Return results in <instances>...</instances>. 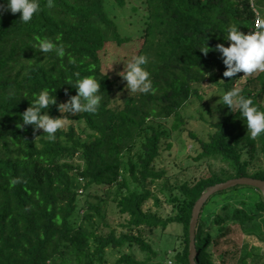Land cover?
<instances>
[{
    "label": "trees",
    "instance_id": "16d2710c",
    "mask_svg": "<svg viewBox=\"0 0 264 264\" xmlns=\"http://www.w3.org/2000/svg\"><path fill=\"white\" fill-rule=\"evenodd\" d=\"M113 1L120 8L137 2L133 10L140 13L144 25L137 54L147 55L156 88L155 93L130 95L126 91L122 105L116 104L115 81L104 69L102 53L110 43L122 45L131 38L120 32L106 0H53L51 8L47 0H40V11L28 23L19 20L20 13L0 12V264H105L108 248L126 245L138 246L147 256L138 259L133 253H124L115 264H160L155 262L152 244L134 231L166 230L173 223L183 225L184 247L176 261L190 264V222L203 192L233 178L264 180V167L251 173L244 158L248 148L241 146V140L246 125L231 140L244 121L238 109L231 112L225 106V119L212 123L214 132L209 140H200L197 159H219L231 170L184 182L177 192L167 194L168 204L177 209L171 215L145 210L151 199L161 206L151 189L166 177L164 170L157 169V160L165 142L167 149L171 147L172 131L185 123L182 110L194 97L202 99L198 85L211 81L228 90L241 80L223 77L225 65L220 54L210 51L205 55L198 47L207 38L210 47L217 43L227 46L230 42L222 35L229 24L252 32L258 13L264 23L262 0ZM37 37L62 44L65 55L43 54L34 47ZM76 73L101 82L102 101L97 112L62 114L56 105H50L51 115H67L71 121L57 131L55 140L46 139L42 130L34 131L31 125L17 127L20 113L43 88L52 90L57 103L75 95L76 88L68 83H74ZM250 81L242 95L264 108V72L256 84ZM172 117L173 129L160 123ZM75 122L85 124V139L79 136ZM258 137L264 154V133ZM246 139L255 142L250 136ZM139 144V151L131 156ZM77 157L82 165L75 161ZM242 191L258 197L254 210L244 199L238 202L242 207L227 202L221 211L206 216L214 198ZM111 202L128 216L125 227L129 231L120 236L101 233L109 225ZM263 218L264 195L255 187L239 185L213 195L196 229L197 264H223L213 250L229 234V222L263 233Z\"/></svg>",
    "mask_w": 264,
    "mask_h": 264
},
{
    "label": "rangeland",
    "instance_id": "374dc122",
    "mask_svg": "<svg viewBox=\"0 0 264 264\" xmlns=\"http://www.w3.org/2000/svg\"><path fill=\"white\" fill-rule=\"evenodd\" d=\"M136 3L131 2L125 8H120L113 0H106L107 10L117 21L120 32L123 36L131 38L122 45L110 43L102 53L104 69L112 75L115 81L114 98L117 105L124 103L125 92L128 91L125 88L126 82L122 80L119 72L123 70L124 60L136 55L141 44L139 35L142 34L141 31L144 25L139 16L140 13L133 10V6L138 7ZM260 5L263 7L262 11L264 12V0H262ZM262 72L264 71L257 70L241 78L236 86L241 89V94L244 86L251 82L250 80L253 81L252 84L257 83L256 78ZM198 88L202 99L194 97L182 110L181 114L185 123L179 130L172 131V136L169 140L171 147L167 149V142H165L161 156L157 160V169L164 170L166 177L155 183L151 189L159 197L161 206L157 207L155 200L151 199L145 206L146 211L160 213L163 216L171 215V213L177 212V209L173 210L172 206L168 204L167 194L177 192V187L184 182L193 183L198 179L210 177L213 174L224 175L231 170L228 164L219 159H197L201 152L200 140H209L211 133L214 132L212 123L223 121L227 115V108L224 105H214L219 100V96L216 93L222 90L217 84L206 81L198 85ZM70 122L67 120L65 128L69 126ZM160 123L169 129H173L175 117L160 120ZM75 125L79 136L85 139L88 133L85 124L75 122ZM241 127H245V123L235 128L231 140L238 135ZM248 136L247 129H245L241 146L248 148L244 150V158L250 163V172L254 173L264 167V154L259 137L255 138L254 143H250L246 139ZM139 148L140 144L134 149L131 156L134 157ZM75 161L82 165L79 157ZM162 188L163 191H161ZM255 198L258 197L250 191L218 196L211 201L205 213L221 211L227 202H231L237 207H242L243 205L238 202L244 199L250 202L248 208L254 210L255 205L253 203L256 200ZM206 216L210 217L209 214ZM127 219L128 216L120 213L116 202H111L107 219L109 225L102 228L101 233L109 235L111 232H115L117 236H120L128 232V228L125 227ZM261 221H263L262 227L264 231V218ZM228 225L229 234L222 238L218 247L213 250L215 258L223 264H264V232H249L245 228H241L238 223L233 224V222H229ZM182 232L183 225L179 223L169 225L166 230L160 228L150 231L141 228L134 231L135 234L143 236L152 244L156 252L155 262L160 264H179L176 261V255L184 247ZM124 253H133L138 259H144L147 256L136 245H126L120 249L111 247L106 251L105 264H115L116 260Z\"/></svg>",
    "mask_w": 264,
    "mask_h": 264
},
{
    "label": "clouds",
    "instance_id": "9594fccd",
    "mask_svg": "<svg viewBox=\"0 0 264 264\" xmlns=\"http://www.w3.org/2000/svg\"><path fill=\"white\" fill-rule=\"evenodd\" d=\"M47 6L51 8L53 0H47ZM3 11H10L12 14L20 13L19 20L28 23L33 19L34 14L40 11V0H3V3H0V12ZM224 33L222 35L224 40L230 42L227 46L225 43H217L214 48L210 47L207 38L206 43L198 47L205 55L210 51L220 54L225 65L223 77L242 78L257 70L264 71V23L258 24L255 26V31L248 33L241 31L236 24H229L224 28ZM37 41L34 47H38L43 54L55 52L59 57L65 55L62 44H56L48 37H37ZM147 65L148 57L143 53L124 60V67L119 75L123 81H126L125 88L130 95L155 93L156 88L153 86ZM238 73L243 75L237 76ZM76 76L78 78L74 83H68L76 88V94L70 95L67 101L57 103L56 95H53L52 90L48 88L35 93V98L30 99L29 107L20 113L17 127L24 128L31 125L34 131L42 130L43 134H46V139L55 140V134L65 127L68 117L67 115H51L48 111L50 105H56L62 114L97 112L102 101L101 82L91 75L81 77L80 73H76ZM216 95L219 96V100L214 105L227 106L231 112L238 109L239 118L244 121L247 135L252 139L264 133V108L255 103L252 97L242 95L241 89L236 86L228 90L222 89ZM16 182L15 179L12 180L13 184Z\"/></svg>",
    "mask_w": 264,
    "mask_h": 264
},
{
    "label": "water",
    "instance_id": "95a60500",
    "mask_svg": "<svg viewBox=\"0 0 264 264\" xmlns=\"http://www.w3.org/2000/svg\"><path fill=\"white\" fill-rule=\"evenodd\" d=\"M239 185L255 187L261 190L264 195V180L252 178V177H239V178L229 179L225 182H221L208 187L203 192L202 196L197 201V203L195 204L193 209L192 219L190 222V236H191V246H190V255H189L190 264H197L196 262L197 248L195 244V236L199 222V217L205 204L213 195L217 194L218 192L225 191Z\"/></svg>",
    "mask_w": 264,
    "mask_h": 264
},
{
    "label": "built area",
    "instance_id": "2783aa9c",
    "mask_svg": "<svg viewBox=\"0 0 264 264\" xmlns=\"http://www.w3.org/2000/svg\"><path fill=\"white\" fill-rule=\"evenodd\" d=\"M260 23H262V19H261V15H260V13H258L252 31H255V26H257V25L260 24Z\"/></svg>",
    "mask_w": 264,
    "mask_h": 264
}]
</instances>
